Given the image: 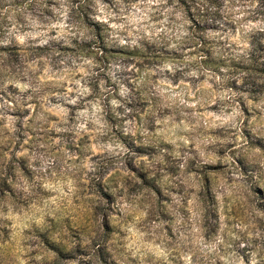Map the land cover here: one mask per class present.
<instances>
[{"label": "rangeland", "instance_id": "1", "mask_svg": "<svg viewBox=\"0 0 264 264\" xmlns=\"http://www.w3.org/2000/svg\"><path fill=\"white\" fill-rule=\"evenodd\" d=\"M257 9L0 0V264H264Z\"/></svg>", "mask_w": 264, "mask_h": 264}, {"label": "trees", "instance_id": "2", "mask_svg": "<svg viewBox=\"0 0 264 264\" xmlns=\"http://www.w3.org/2000/svg\"><path fill=\"white\" fill-rule=\"evenodd\" d=\"M258 9L257 13L261 14V16L264 19V0H256ZM81 22L83 23V26L87 28V32L80 36V40L76 42L77 37H79L80 34H77L74 37V43H76V47L79 49H91L96 48L98 50L107 51L108 47L104 41V36L102 33V27L101 24L97 21H94L89 17L88 12L85 11L81 14L80 18ZM253 35V44L254 47L250 51L248 55H246V59L248 61H245L243 57L239 58L237 61H235V65L237 68L246 70L249 73L257 74V75H264V27H260ZM257 35H260L261 38H259ZM205 42H201L203 44ZM142 47L134 46V52L130 53L132 55H142L146 56L145 53L142 52ZM124 50H122V54H125ZM5 68V67H4ZM4 68L0 67V75L4 71ZM2 110V108H0ZM3 114H0V117ZM260 145L262 143H259ZM257 190H259V187L256 186ZM1 191H3L0 188Z\"/></svg>", "mask_w": 264, "mask_h": 264}]
</instances>
